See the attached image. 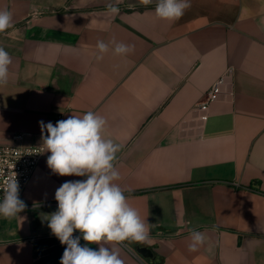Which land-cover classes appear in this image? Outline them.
Wrapping results in <instances>:
<instances>
[{"label":"crops","instance_id":"1","mask_svg":"<svg viewBox=\"0 0 264 264\" xmlns=\"http://www.w3.org/2000/svg\"><path fill=\"white\" fill-rule=\"evenodd\" d=\"M190 4L169 22L155 15L156 0H0L13 16L0 33L13 60L0 86V144L42 145L41 121L96 112L122 145L116 183L150 224L146 242L105 245L124 264H264V0ZM112 39L132 52L98 62L97 41ZM221 77L233 95L198 128L196 108ZM49 155L23 192L25 210L0 217V264H38L34 241L54 236L56 210L45 204L64 182L86 179L53 173ZM190 228L206 235L195 252Z\"/></svg>","mask_w":264,"mask_h":264},{"label":"clouds","instance_id":"2","mask_svg":"<svg viewBox=\"0 0 264 264\" xmlns=\"http://www.w3.org/2000/svg\"><path fill=\"white\" fill-rule=\"evenodd\" d=\"M140 3L147 6L153 0H140ZM107 7L110 14H119L117 6ZM190 7V0H156L155 15L173 22ZM12 27V13L0 10V33ZM96 49L99 62L109 51L127 57L133 45L115 39L98 40ZM12 65L11 55L0 46V86L9 83ZM106 124V119L93 111L73 114L55 125L40 122L42 148L50 153L47 165L52 172L59 176L86 177L66 181L57 188V210L47 217L51 233L66 245L60 264H124L119 249L105 245L125 241L143 243L149 239L150 224L128 203L124 190L116 183L120 173L114 161L122 145L105 137ZM25 208V202L19 198L16 178H9L0 200V217L11 219ZM77 230L80 236L73 235ZM189 233L188 250L195 252L206 243V235L191 228ZM81 238L86 242L83 246ZM92 244L99 245L98 249L88 246Z\"/></svg>","mask_w":264,"mask_h":264},{"label":"built area","instance_id":"3","mask_svg":"<svg viewBox=\"0 0 264 264\" xmlns=\"http://www.w3.org/2000/svg\"><path fill=\"white\" fill-rule=\"evenodd\" d=\"M233 95L232 82L224 77L215 81L206 99L196 108L198 112L197 127L202 125L209 118L211 105L219 100L229 99ZM24 134L15 136L16 140H21ZM42 145H23L19 143L0 144V200L3 199V188L5 181L9 178H16L19 184V198L21 199L36 167L44 156ZM57 210V202L45 204Z\"/></svg>","mask_w":264,"mask_h":264},{"label":"water","instance_id":"4","mask_svg":"<svg viewBox=\"0 0 264 264\" xmlns=\"http://www.w3.org/2000/svg\"><path fill=\"white\" fill-rule=\"evenodd\" d=\"M33 246L35 256L39 257L38 264H60V259L66 247L55 236L37 239L34 241ZM137 252L146 258H152L154 255L152 249L147 246H138Z\"/></svg>","mask_w":264,"mask_h":264}]
</instances>
